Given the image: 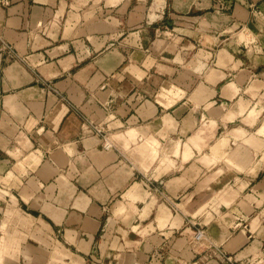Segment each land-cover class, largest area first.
Instances as JSON below:
<instances>
[{
    "label": "crops",
    "instance_id": "crops-1",
    "mask_svg": "<svg viewBox=\"0 0 264 264\" xmlns=\"http://www.w3.org/2000/svg\"><path fill=\"white\" fill-rule=\"evenodd\" d=\"M8 2V264L263 263L264 0Z\"/></svg>",
    "mask_w": 264,
    "mask_h": 264
},
{
    "label": "rangeland",
    "instance_id": "rangeland-1",
    "mask_svg": "<svg viewBox=\"0 0 264 264\" xmlns=\"http://www.w3.org/2000/svg\"><path fill=\"white\" fill-rule=\"evenodd\" d=\"M30 227L39 232L43 229L42 225L32 224L24 219L14 211V208L0 211V264H8V261L17 254L21 243L38 244L43 242V234L27 233L26 230H29Z\"/></svg>",
    "mask_w": 264,
    "mask_h": 264
},
{
    "label": "built area",
    "instance_id": "built-area-1",
    "mask_svg": "<svg viewBox=\"0 0 264 264\" xmlns=\"http://www.w3.org/2000/svg\"><path fill=\"white\" fill-rule=\"evenodd\" d=\"M1 3L7 5L9 2L8 0H1ZM94 130L96 131V133H98L103 139H105V134H104V129L102 127H99L98 125H92ZM151 186H153L150 183ZM207 236L205 234V230L203 228H197L195 231V234L193 236V244H195L196 246H200L201 244H204L205 242H207ZM211 243H209L210 246ZM221 252V251H219ZM227 260L230 261L232 264H244V262H235L232 258V256H228ZM261 264H264L261 263Z\"/></svg>",
    "mask_w": 264,
    "mask_h": 264
}]
</instances>
